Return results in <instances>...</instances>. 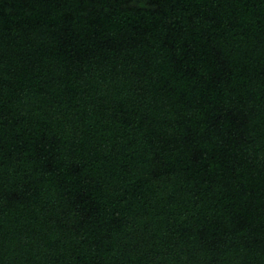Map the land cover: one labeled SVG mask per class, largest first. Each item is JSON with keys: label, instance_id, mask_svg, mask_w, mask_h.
I'll list each match as a JSON object with an SVG mask.
<instances>
[{"label": "trees", "instance_id": "1", "mask_svg": "<svg viewBox=\"0 0 264 264\" xmlns=\"http://www.w3.org/2000/svg\"><path fill=\"white\" fill-rule=\"evenodd\" d=\"M0 264H264V0H0Z\"/></svg>", "mask_w": 264, "mask_h": 264}]
</instances>
